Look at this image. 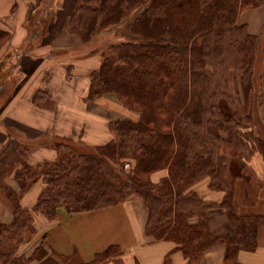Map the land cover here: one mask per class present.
<instances>
[{"label":"trees","instance_id":"trees-1","mask_svg":"<svg viewBox=\"0 0 264 264\" xmlns=\"http://www.w3.org/2000/svg\"><path fill=\"white\" fill-rule=\"evenodd\" d=\"M261 5L264 0H83L68 31L84 43L134 13V37L111 46L112 54L91 74L87 99L114 98L138 120L110 121L114 138L109 143L77 157L70 151L53 164L34 167L30 149L19 148L17 187L3 188L14 218L10 224L0 222V242L11 234L13 244L0 252V263L124 264L119 246L90 262L77 252L57 254L50 250L46 232L31 249L21 247L37 235L38 214L54 223L60 208L84 213L135 198L148 209L147 235L175 243L187 264H199L217 243L226 246L225 264H241V251L254 252L264 216L240 214L235 182L247 174L239 164L246 152L251 158L258 145L264 154V135L255 129L259 109H264V30L254 36L237 21L243 11ZM10 35L0 28V51ZM231 51L238 57L236 72L228 65ZM232 74L235 98L230 94ZM70 144L80 149L69 140L59 142L66 149ZM124 164L132 169L120 168ZM36 170L45 188L36 204L25 208L22 199L34 185ZM163 170L168 175L154 182L152 176ZM206 179L210 190L223 194L221 201H208L193 189ZM217 209L226 212L233 236L210 231L207 214ZM171 263L168 255L163 264Z\"/></svg>","mask_w":264,"mask_h":264},{"label":"crops","instance_id":"crops-1","mask_svg":"<svg viewBox=\"0 0 264 264\" xmlns=\"http://www.w3.org/2000/svg\"><path fill=\"white\" fill-rule=\"evenodd\" d=\"M82 1L0 0V28L11 34L0 52V76L4 75L0 79L1 223L10 224L14 218L3 188L17 187L14 165L21 146L30 147V164L35 167L54 162V146L61 140L84 142L92 148L103 146L114 138L110 121L138 120V115L128 112L114 98L96 102L87 99L91 74L100 59L98 53L83 56L84 44L68 32L67 26L68 18ZM44 17H51L52 23L38 22V18ZM238 24L246 25L251 35L259 36L264 30V5L243 11ZM249 166L251 172L235 182L236 205L242 215L264 216V156L256 152ZM167 175L166 170L159 171L152 179L159 182ZM39 190L34 186L24 196L23 207L35 204ZM202 195L208 201H221L223 196L205 191ZM39 221L48 234L50 250L57 254L70 256L77 252L85 262H90L110 246H119L124 264H163L168 255L171 264H187L175 243L159 242L147 235L148 209L138 198L84 213L69 214L60 208L56 222ZM207 221L214 235L233 236L234 229L225 211H209ZM225 254V244L217 243L204 253L199 264H225ZM238 261L264 264V226L257 249L241 251Z\"/></svg>","mask_w":264,"mask_h":264},{"label":"rangeland","instance_id":"rangeland-1","mask_svg":"<svg viewBox=\"0 0 264 264\" xmlns=\"http://www.w3.org/2000/svg\"><path fill=\"white\" fill-rule=\"evenodd\" d=\"M81 3L82 2H80V4L78 5V7L81 5ZM77 8H76V10H77ZM133 16H134V13L130 17H128L126 20H124L121 24L115 25V26H110V27L102 30L90 42L84 43V42H82V40L78 36H76L74 34H71V35L76 36L77 38H79V40L81 41V43L84 44L83 45V48L81 49L84 52V53H82L83 56H89L91 54L98 53L97 55H98V58L100 59L99 60L100 63H99V66H98V68L96 70H98L100 68V66H101L104 58L106 56H110L112 54V52H111V46L118 45V44H120L122 42L130 41L131 38L134 37V35L132 34V23H130V20H131V18ZM51 19H52L51 17L50 18L49 17L48 18H46V17H44V18H38V22L40 20V23L41 24H43V25H46L47 24L48 25V24H51L52 23ZM69 19H70V17L68 18L67 26H68ZM237 23H238V21H237ZM47 35H51V34L50 33L49 34L47 33ZM237 60H238L237 54H235L233 51H231L229 53V55H228V65L230 66L232 72H236L235 71V66L237 64ZM235 75L236 74H234V75L232 74V76H230L231 82H232V89L230 91V94L232 93L231 95L234 98L236 97V91H235L234 85H233L234 84V78H236ZM239 77L240 76H238V78ZM88 91H89V89H88ZM87 96H88V92H87ZM117 103L124 108V106L119 101H117ZM124 109H127V108H124ZM232 110H238V111H240V108L239 107H235V109H232ZM127 111L129 112L128 109H127ZM131 113L132 114H136L135 112H131ZM255 129L258 132H260V133H262L264 135V109L263 108L259 109L258 119H257V125H256ZM69 141H72V140H69ZM72 142L78 144V147L80 149L78 150L75 147H72L73 144H70L68 146L69 148H67V149L66 148H63V147H60L59 144L58 145L55 144L56 146H54V147H57V149H56L57 157L54 160V162L55 161H60L63 158L69 157L70 156V154H69L70 151L72 152L73 155H75L77 157L81 153H89V152H92V151L96 150L95 147L92 148L90 145H88V144H86L84 142H79V141H72ZM255 147L254 148L256 149V151L253 154H255L256 152L261 153L260 150H259V148H258V145L255 146ZM30 151H31V149H30ZM226 152H230V155H231L230 149L227 148L226 149ZM261 154L264 156L263 153H261ZM244 155H245L244 157H246V160L245 159H243V160L241 159L240 160L241 162H239V164L242 165V166H244V169L245 170L243 169V171H245L248 174V172H251V168H250V166H247V168H245V166H246L247 163L249 165V161H250L251 158L247 159V157L249 155V153H247V152ZM74 160L76 161L77 158L74 159ZM234 160H236V159L234 158ZM237 160H239V159H237ZM247 160H248V162H247ZM51 162L50 163L53 164V161H51ZM120 168H123L125 171L126 170L129 171V170L132 169V167L129 164H124ZM35 174L36 175L34 177V185H33L32 188H34V186L37 187V188L38 187L40 188L39 192H37L36 195H35L36 196V202H37V200H38V198H39V196L41 194V191L45 188V184L43 182V177L41 175V171L40 170H38V171L36 170L35 171ZM2 184H3V181H2ZM208 184H209V180L206 179V180H203L202 182H199L198 184H196L193 189L197 190L200 193V195H202L203 191L209 192V193H213V194H216V195L219 194V192L210 190L208 188ZM6 186L4 185V187H6ZM28 194L29 193H26L25 195H28ZM36 202H35V204H36ZM44 219H45V217H43L42 215H40V214L36 215L35 226H36V229H37L38 233H37L36 236H30L31 239L27 238V240H26V242L24 244V247H21L22 248L21 251L31 249V245L34 242L37 241V240L35 241V238L38 239L42 235V233L44 232L42 230V228L44 226H42V223H40L39 220H44ZM45 220H47V219H45ZM5 238H6L5 240H3V241L0 242V252L1 251L7 252L8 249L10 248V246L13 244V239H10L11 238V234L5 235ZM29 241H32V242L29 243Z\"/></svg>","mask_w":264,"mask_h":264}]
</instances>
